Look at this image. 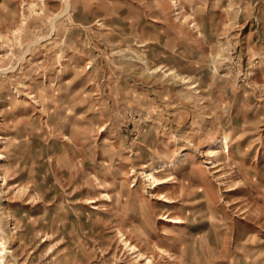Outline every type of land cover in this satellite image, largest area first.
<instances>
[{
  "label": "rangeland",
  "instance_id": "obj_1",
  "mask_svg": "<svg viewBox=\"0 0 264 264\" xmlns=\"http://www.w3.org/2000/svg\"><path fill=\"white\" fill-rule=\"evenodd\" d=\"M174 1L0 0L1 264H264V0Z\"/></svg>",
  "mask_w": 264,
  "mask_h": 264
},
{
  "label": "bare ground",
  "instance_id": "obj_2",
  "mask_svg": "<svg viewBox=\"0 0 264 264\" xmlns=\"http://www.w3.org/2000/svg\"><path fill=\"white\" fill-rule=\"evenodd\" d=\"M175 2V3H174ZM173 3L178 7V4L176 1L173 0ZM194 86V85H193ZM0 138H2V136L0 135ZM216 143L219 144V146H222L226 151H229V145H228V141L226 139V136H224L222 139H219L216 141ZM208 155H212L214 156L215 159H210L212 160L211 162V166L210 167H215L217 166L218 163H215L217 160H218V156H219V153H218V150L215 149V147H212L209 149ZM2 156V153L0 152V157ZM167 163L166 161H161V164L159 166V168L156 166L155 170L154 171H151V170H147V169H144L143 170V174L145 176L144 179L146 180H149V182L151 183V187H159L161 184H165L166 182H168L172 176H171V173H166V169H167ZM132 169V168H131ZM156 172V173H154ZM6 179L5 177L3 176L2 177V182H4ZM163 197H164V200L167 201V202H174V199L165 195V194H162ZM32 197V195H31ZM91 201H93V199H91ZM168 216V215H166ZM4 217L6 219H15L14 218V215L12 213H4ZM170 221H173V222H182L183 219L178 217V216H170L168 217ZM1 220V223H0V231H1V237L3 238L5 236V232H6V228L4 226V222L2 221V218L0 219ZM16 220H13L12 223L14 226L15 225V222ZM121 236H122V241L124 242V244L129 248L131 249L132 252H135V251H138L137 252V256H140V257H143V252H141L139 250V248L133 244L131 241L128 240V238L124 235V233L122 232L121 233ZM0 237V238H1ZM8 237V235H7ZM9 239V238H8ZM3 250L2 252L6 251V252H13V250H10L9 248H6V244L3 245ZM146 258V261L147 262H150L151 259L147 256H145ZM2 261H4L5 264H18L17 262H13V263H9L8 261L4 260L3 258H1ZM1 264V263H0Z\"/></svg>",
  "mask_w": 264,
  "mask_h": 264
}]
</instances>
